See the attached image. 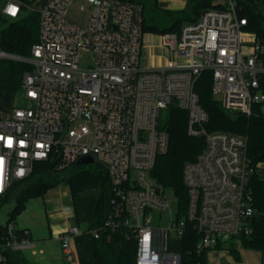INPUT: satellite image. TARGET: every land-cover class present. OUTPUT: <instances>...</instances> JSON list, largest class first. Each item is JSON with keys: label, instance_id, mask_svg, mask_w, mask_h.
<instances>
[{"label": "built area", "instance_id": "obj_1", "mask_svg": "<svg viewBox=\"0 0 264 264\" xmlns=\"http://www.w3.org/2000/svg\"><path fill=\"white\" fill-rule=\"evenodd\" d=\"M74 1L47 0L39 9V40L24 58L33 68L21 84L33 103L0 116V196L39 161L55 160L64 168L94 154L110 172L112 208L99 227L69 223L59 231L69 264L79 263L76 237L85 231L108 239L124 231L137 245L136 264H180L187 220L199 234L198 251L241 245L253 233L257 211L249 180L264 163L254 165L248 157L247 136L206 128L210 116L195 84L211 70L213 91L223 94L224 107L251 114L254 104H264V40L245 29L234 0H218L227 6L205 9L179 32L162 34L167 63L145 67L140 2L79 0L80 9L88 10L83 27L67 18ZM2 11L18 17L21 3L6 0ZM84 51L93 52L92 65H80ZM6 54L0 46V59ZM173 104L187 112L188 134L205 139L183 169L189 192L185 220L177 218L175 199L151 174L157 157L169 149L164 115ZM64 208L73 218V207ZM18 229L9 224L0 262L8 248L35 246L31 231Z\"/></svg>", "mask_w": 264, "mask_h": 264}, {"label": "trees", "instance_id": "obj_2", "mask_svg": "<svg viewBox=\"0 0 264 264\" xmlns=\"http://www.w3.org/2000/svg\"><path fill=\"white\" fill-rule=\"evenodd\" d=\"M5 1L0 0V46L7 53L29 58L32 56L33 44L39 40V11L30 8L35 0H19L21 13L15 18L3 13ZM131 1L143 5L144 30L159 34L179 32L184 23L199 19L205 9L224 7L218 0H188L180 10L164 9L157 0ZM234 1L239 15L246 18L245 29L256 32L264 40V1ZM32 68L33 65L24 59L1 58L0 91L16 93L21 89L24 72ZM213 84L211 70H205L195 84L201 104L210 116L206 128L247 136L248 157L254 165L264 163V104H254L251 114L235 115L215 97ZM187 122L185 110L174 104L168 108L166 125L170 134L169 149L157 157L151 173L161 188L173 192L178 219H187L189 204L188 187L183 177L184 165L195 160L205 146L204 137L188 134ZM62 183L69 187V204L73 207L76 224L85 223L88 229L101 226L111 211L114 195L108 168L100 162H74L59 168L55 160H43L36 163L28 177L15 180L9 191L0 196V208L15 200L14 209L3 226L0 241L7 234L9 224L26 209L30 198L45 196L50 189ZM249 185L253 190L257 211L253 217V233L244 237L243 246L264 250V178L255 172L250 177ZM198 239L199 234L187 220L180 242V264H207L206 250L197 249ZM76 247L80 264H136L137 245L124 231L112 233L111 239L105 233L96 238L85 231L76 237ZM5 253L7 258L0 264H33L22 259L18 249L8 248Z\"/></svg>", "mask_w": 264, "mask_h": 264}, {"label": "rangeland", "instance_id": "obj_3", "mask_svg": "<svg viewBox=\"0 0 264 264\" xmlns=\"http://www.w3.org/2000/svg\"><path fill=\"white\" fill-rule=\"evenodd\" d=\"M2 1L4 2L5 0ZM80 5V1L75 0L69 7L67 18L85 27L88 21V10H81ZM223 5L224 7L227 6L225 4ZM93 63V52L84 51L82 53L80 65H92ZM215 97L222 101L223 94L221 92L215 93ZM32 103L33 99L26 96L22 89L18 90L16 93L10 91H0V115H2L4 111H9L13 108V106H29ZM166 114L164 115L165 121ZM258 174L264 178V164L259 166ZM166 193L172 200L175 199L171 190H167ZM69 201L70 192L67 184L65 183L50 189L45 196L30 198L26 203V209L16 217L13 223L16 229L30 228L33 241H35V246L18 250L28 256H32L31 252L36 250V254L32 257L38 258L40 255H46L51 262L55 261L57 262L56 264H63V259L61 258L60 253L61 241L54 237L52 233L53 223L61 222L63 223L62 226L65 227L69 223L76 224L74 217L67 218L69 212L64 207L69 205ZM9 208L10 206H5L0 212V218L3 222L7 219V211ZM52 211H54V214L51 213ZM182 219L185 220V218ZM80 225L82 227L86 226L85 223H81ZM174 245L177 246V243L174 242ZM241 245L243 246V243Z\"/></svg>", "mask_w": 264, "mask_h": 264}, {"label": "crops", "instance_id": "obj_4", "mask_svg": "<svg viewBox=\"0 0 264 264\" xmlns=\"http://www.w3.org/2000/svg\"><path fill=\"white\" fill-rule=\"evenodd\" d=\"M46 1L47 0H35L33 3H31L30 8L39 11V9L44 5ZM157 2L159 6L164 9L180 10L186 6L188 0H157ZM141 56V62L145 67L158 68L164 66L167 63L169 58V51L163 45L162 34L145 31ZM11 113L12 108L9 111H4V113L0 116L7 117L10 116ZM53 212L54 211H52L51 213ZM62 225L63 223L61 222L53 223L52 235L59 240L60 237L58 233L63 229L64 226ZM28 229L30 230V228ZM31 239L33 240L32 232ZM31 253L32 256L35 255L36 250H33ZM60 253L61 258L63 259V264H69L64 258L62 247L60 248ZM20 255L22 259H26L29 263L33 264L57 263L55 261L51 262L46 255H40L38 258L28 256L23 252H20ZM206 257L207 264H264V250L245 247L242 245L225 247L223 246L219 248L207 249ZM77 264H80V261Z\"/></svg>", "mask_w": 264, "mask_h": 264}, {"label": "water", "instance_id": "obj_5", "mask_svg": "<svg viewBox=\"0 0 264 264\" xmlns=\"http://www.w3.org/2000/svg\"><path fill=\"white\" fill-rule=\"evenodd\" d=\"M6 56L7 57H13V58H16V59H24L22 56H19V55H16V54H11V53H7ZM235 115H242V112L241 111H237V112H235ZM77 162L78 163H97V162H100V160L96 157V155L90 154V155H87V156H84V157L80 158ZM102 164L105 167H107V164H105V163H102ZM5 206H7V207L10 206V208L7 211V219H6V221L3 222L2 219L0 218V236H1L2 232H3V226L6 225L8 219H9V217H8L9 213L14 209L15 200H13L12 202L4 204L0 208V212L2 211V209Z\"/></svg>", "mask_w": 264, "mask_h": 264}, {"label": "clouds", "instance_id": "obj_6", "mask_svg": "<svg viewBox=\"0 0 264 264\" xmlns=\"http://www.w3.org/2000/svg\"><path fill=\"white\" fill-rule=\"evenodd\" d=\"M15 10V9H14Z\"/></svg>", "mask_w": 264, "mask_h": 264}]
</instances>
